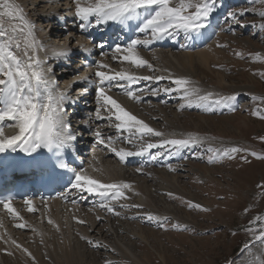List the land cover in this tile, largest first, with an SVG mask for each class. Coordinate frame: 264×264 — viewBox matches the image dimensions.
Listing matches in <instances>:
<instances>
[{"label":"rangeland","instance_id":"rangeland-1","mask_svg":"<svg viewBox=\"0 0 264 264\" xmlns=\"http://www.w3.org/2000/svg\"><path fill=\"white\" fill-rule=\"evenodd\" d=\"M217 1L220 6L214 8L211 14L219 15L221 25L217 35L212 40L210 39V42H216L219 56L213 59L215 62L211 64L210 69L200 68L198 70L197 73H200L202 81L196 87L202 93L212 92L213 98L236 95L237 99L230 106H213L212 111H206L204 107H197L195 104L185 107L178 105L179 108L176 109L174 105L181 103L183 99L168 102L171 95L167 93L161 94L164 95L162 100L152 102L150 99H145L143 102L144 109H140L142 115L149 123L152 122L158 127L157 131L165 134L173 133L176 138L193 135L203 139L201 145L183 149L182 154L180 150L179 155L183 156L175 162H167L164 166L146 163L130 165L133 168L143 169L150 178L154 176L151 169L167 170L165 168L170 166L167 172L180 175L179 185L187 191L185 194L159 191L156 198L157 206L155 205L156 209L158 208L157 213L147 208H132L131 210L116 208V211L121 213L119 215L121 218L118 216L117 219L125 224H123L120 238H113L110 235L111 237L106 238L107 243L108 245L109 243L115 244V241L132 247V251H135L143 264H249L255 256H259L260 252L264 251V246H261L258 241L253 243L254 234L246 231L251 227L257 229L255 235H259L260 222L256 221V217H264V187H262L264 186V159L250 155V152L254 151L264 156V140L261 139L264 137V118L262 115L253 114L257 110L264 114V28L261 27L264 25V17L259 15L260 12H264V0ZM178 3L179 0H170V6ZM230 14H235V18ZM32 19L35 22V19L30 16V22L34 26ZM57 22L56 19L53 25L55 31L58 30ZM67 24L62 23V27H66ZM51 28L52 26L49 30ZM69 50L64 58L63 68L67 63L70 64L67 65L69 68L75 62ZM181 51V49L175 50V52ZM138 54L141 56V53L138 52ZM155 68L153 66L150 70ZM132 69L139 71L136 67ZM218 72L226 77L223 86L217 77ZM68 81L70 82L71 79ZM160 87L161 85L157 88ZM155 88L147 94L151 95L150 93ZM86 95L89 100L97 104V98H91L92 93H86ZM182 103L186 105V102ZM79 109L75 108L74 111ZM162 109L171 111V114H165ZM84 110L87 109H82ZM82 114L83 112L80 115ZM95 114L93 113V116ZM90 118V116L86 118L87 121ZM153 118L157 120L153 121ZM113 122H115L114 118L111 121L112 126ZM167 123L170 125L167 126ZM78 130L77 135L80 134V129ZM110 134H115V132ZM159 139V137H145L146 141L152 142H158ZM134 142L136 146L139 145L138 140ZM95 145L98 144L95 142ZM96 147L93 146L91 149L94 150ZM225 147H240L248 149V152H240L234 154L233 158L223 157L209 163V157L213 153L207 149ZM168 151L169 147L159 149V152L164 153L159 160H170L178 155H172ZM108 162L112 165L118 164L117 159L109 156ZM148 183L154 187L158 185L153 181ZM168 193L173 195L169 196ZM166 202L178 206L179 212L176 215L163 212ZM188 202L199 204L203 209L208 210L190 208ZM129 203L134 205L133 200ZM148 212L160 217H168L165 225L167 230L143 218ZM174 224H179L180 229L171 227ZM142 227L144 231L141 233H144L147 239L139 234L140 230H143ZM27 234H29L28 242L35 246L37 243L34 232H27ZM245 243L250 244L252 255L248 250L242 251ZM37 246H41L40 249L47 255V261L50 264H56L51 260L43 242L40 241ZM89 248L99 252L96 260L88 261L92 264H95L94 262L97 264H106V262L139 264L126 257L115 246L109 248L112 250L106 251L86 243L82 250ZM2 258L0 257V264H8ZM9 264H14V262L11 261ZM32 264H39V262L33 259Z\"/></svg>","mask_w":264,"mask_h":264},{"label":"bare ground","instance_id":"bare-ground-1","mask_svg":"<svg viewBox=\"0 0 264 264\" xmlns=\"http://www.w3.org/2000/svg\"><path fill=\"white\" fill-rule=\"evenodd\" d=\"M3 2L5 1H0V3ZM7 2L19 6L24 17L29 22L30 16L35 19V22L32 19L34 23V35L37 42L40 44L42 43L43 45L38 55L40 59L46 61V67L51 69L50 76L55 82L57 91H64L70 101L66 104V119L71 123V130L76 136L74 141L77 143V147L81 151L79 158L84 160V169H81V171L86 175L99 179L103 183H128L132 186L130 190L123 189L126 198H122L119 201H113V207L115 209L118 207L120 210L122 208L120 205L123 204L128 205V207H123L124 209L131 210L133 207H131L129 202L133 200L134 204L143 205L142 208H147L152 212L157 213L158 208L156 209V198L159 191H172L185 194L187 191L179 185V178L181 176L167 172V170L171 168L170 166L165 168L167 170L151 169V173L154 175L151 178L147 177L146 172L143 169L137 171V168L130 167V165L135 163L134 161H139V158H145L148 163L158 166H164L167 162H175L176 160L174 158H171L170 160L157 159L152 161L148 156H132L127 157L125 161H121L109 147L101 145L96 138V132H100L105 138L111 136L113 138L112 146L117 150L120 148H124L128 151L138 150V146H136L135 142L132 144L127 143L126 137L129 136V133H118L116 131L114 127L115 122H113L112 126V123L107 119H99L96 114L93 116V113H96L97 108H100V105L98 102L97 104H94L88 99L87 95V97L85 96V94L92 93L93 97L91 96V98H97V95L94 96L96 94V89L99 86V78L95 76L97 70H102L109 74L126 71L137 76H164L166 78L159 82L154 80L139 81L132 86V90L140 96V102L129 99L127 95L124 94L123 90H117L115 87H112V82H105L104 85L108 95L117 99L138 119L143 120L151 128L157 130L158 127L152 122L149 123L142 115L140 109H144L143 102H145V99H150L152 102H155V100L158 101L162 98L160 96L164 97V95H161L165 93L163 91L164 88L169 86L175 87L174 85H171V81L167 79L169 76L173 78H187L194 86H198V83L202 81L200 73H197L198 70L200 68L210 69L211 64L215 62L213 59L218 58L219 56L216 42H210L209 39L214 25H212L211 19H217L216 13L214 15L210 14L206 21L205 28L199 33H191L188 38H186L185 33L179 32L171 37L166 36L160 41L153 40L148 46L139 45L136 51L141 53V57L156 68L150 70L148 67H136L139 71H135L132 69L135 67L132 66L130 62L122 60L123 55L126 54L123 49L126 47L121 48V52L119 53H116L115 50L108 52L102 51L94 43L90 42L88 39L89 37L86 38L84 36V33L79 28L77 22L78 18L75 17L74 0H7ZM87 2H93V0H87ZM218 6L220 5L218 1L215 0V8ZM3 19L6 28H8L10 24L19 23V21L10 20L8 17H3ZM56 19L58 21L56 25L58 27V30H56L57 32L53 26ZM64 22L68 23L66 27H62V23ZM50 26H52V28L49 30ZM150 35L151 34H148V36L144 37L141 35L139 39H149ZM178 35L184 36V41H179L180 44L185 46L187 43L186 47L180 48L182 50L181 52H175V50H179L175 46L165 48L159 45L162 42L177 45ZM75 41L76 43H74ZM68 49H70L69 52H72L71 58L75 59V62L72 60L74 63L72 62L73 64H71V67L68 68L67 65L70 64L67 63L63 68L64 58L67 56ZM114 56L116 57L115 59L113 58ZM90 60L93 61L91 62ZM100 63L108 65V68L99 69L98 65ZM146 68L147 70H145ZM208 71L213 72L212 70ZM190 76L198 77L192 78ZM217 77H219V80H221L220 84L223 86L226 77L220 72L217 73ZM68 79H71V81L69 82ZM121 83H124L125 85L127 84V82ZM159 85H161L159 88V94L152 95V92L150 93L151 95L147 94L151 89H154L155 87L157 88ZM79 95L81 96L79 97ZM167 95H171L168 102H177V100L181 98V94L176 92L171 94L167 93ZM182 102L186 101L183 100ZM182 102L174 105V107L178 109L183 104ZM75 108H80V112H78L79 110L74 111ZM82 109L87 110L82 111ZM163 111L165 114H171V111L169 110L164 109ZM82 112L83 114L80 115ZM100 114L102 117L108 115L103 108H100ZM89 116L91 118L87 121ZM113 118L114 117H112V120ZM154 120H157V118H153V121ZM15 124V121H9L7 119L0 121V132L3 134L0 138L17 135L18 128ZM168 124L169 123H167V126ZM78 129H80L79 133L81 135H77V131H79ZM112 132H115V134L111 135L110 133ZM82 135L83 137H81ZM166 136L168 138H176L173 133L167 134ZM95 142L98 145H95ZM140 142L141 141H139V143ZM158 142L156 141L153 143ZM93 146L97 147L93 150V148L91 149ZM166 148H168V146L163 149ZM157 151H159V149L151 150L153 154ZM108 156L117 159L118 164L112 165L109 163ZM149 181H153L156 184L158 183L157 187L150 185L148 183ZM81 183L83 184V182ZM166 187L169 188L166 189ZM31 201L32 207L35 209L33 212L28 211L29 205L26 202L10 203L15 212L18 213V216L13 215V213L9 212L4 206L0 207V257H3L2 259L7 261L5 263L9 264L13 261L14 264H21L24 262L32 264L34 258L39 264H50L47 261V255L40 249L41 246H37L41 241L43 242V245H45L50 258H52L51 260L55 261L56 264H92V262L89 263L88 261L91 259L96 260L99 252L92 251L90 248L88 250H84L85 248L82 250V247L88 243V240H91L102 245L98 249L108 251L112 250L109 248L115 246V248L117 247V249H119L126 257L139 264H143L140 257L135 254V251H132V247L125 244L121 245V243H116L115 241V244L109 243L108 245L106 238L112 236L113 238L118 237L119 239L125 222L117 219V215L108 213L105 209H102L99 206L101 200L98 195L77 189L72 192L68 199L59 198L42 202L33 199ZM73 201H75V203H73ZM179 210L180 208L178 206L166 202L162 211L167 214L171 213L176 215ZM97 216L101 217V219L97 220ZM74 217L76 219H74ZM49 219L54 221L55 225L59 226L58 230L53 224L48 223ZM77 219L84 220L86 223L80 224L77 222ZM18 224H23L25 227H16ZM126 225H128V223ZM141 229H143V227ZM143 231L144 229L142 231L140 230L139 234L147 239L144 233H141ZM27 232H34V238H36L35 240L37 243L35 246L28 242L29 234H27ZM81 237H85L86 239H82ZM13 241H15V243H13ZM17 244L21 247L17 248ZM22 249H27L32 255L28 256ZM94 263L97 264V262Z\"/></svg>","mask_w":264,"mask_h":264},{"label":"snow or ice","instance_id":"snow-or-ice-1","mask_svg":"<svg viewBox=\"0 0 264 264\" xmlns=\"http://www.w3.org/2000/svg\"><path fill=\"white\" fill-rule=\"evenodd\" d=\"M75 17L81 21L79 27L83 30L94 18L95 24L99 25L109 21L119 24H126L133 19H141L138 10H144L142 17V26L139 31L144 33L150 31L149 39H134L123 49L126 53L122 60L130 62L137 68L148 67L152 69V65L143 59L136 51L137 46H148L153 40H161L166 36L171 37L180 31L185 33L186 38L191 33H199L206 27V21L215 8V0H179V3L170 6V0H74ZM194 9V11H190ZM0 121L5 119L15 121L18 128V134L11 137L4 136L0 138V152L8 148H13L17 142H21L24 151H35L38 148H46L49 151H59L71 146L76 136L72 132L71 123L66 119V104L69 101L64 91H57L55 82L51 79V69L46 67V61L40 59L38 53L43 47L38 43L34 35V26L24 17L19 6L5 2L0 3ZM235 18V14H230ZM243 15V13H241ZM259 15L264 17V12ZM3 17L10 20L19 21V23L10 24L6 28ZM264 28V25H261ZM103 47V45H100ZM116 53L121 52L119 46L115 49ZM116 58L115 56L113 57ZM99 69L108 68V65L100 63ZM154 70V69H153ZM95 76L99 78V86L96 89L97 102L100 108L108 113L106 117L100 114V108L96 111L99 119H107L112 121L115 118L114 127L118 133H129L126 137L127 143L132 144L134 141H141L138 150L128 151L124 148L117 150L113 147V138L111 136L103 137L100 132H96V138L101 145L109 147L121 161H125L127 157L132 156H148L155 161L164 155L163 152L157 151L155 154L151 152L153 149H163L169 147L172 155L179 154L180 150L190 147H196L203 143V139L198 136L189 135L186 138H168L165 133L151 128L143 120L138 119L129 110H127L117 99L108 95L105 90V82H112L111 86L117 90H123L124 94L133 101L140 102V96L132 90V86L139 81H161L164 76H137L126 71L115 72L109 74L102 70H97ZM171 81V85L163 89L165 93H180L181 98L186 101V105L181 107L192 106L204 107L206 111L214 110L213 106H230L237 99L236 95L217 96L214 97L212 92L202 93L201 90L194 86L192 82L184 77H167ZM121 82H127L125 85ZM160 89L152 91V95H157ZM254 115H262L259 110ZM0 136H3L0 132ZM145 137H159L158 143L146 141ZM264 140V137H261ZM207 151L213 153L209 157V163L215 162L216 159L223 157L233 158L234 154L240 152H248V149L240 147H225L222 149L209 148ZM250 155L256 156L258 159H264V156L258 155L256 152H250ZM64 165H61L63 167ZM137 171H140L137 169ZM83 182V184L81 183ZM74 188H79L88 193H94L100 197V207L108 213L121 215L113 207V201H119L125 197L123 189H131L128 183H103L99 179L86 175L83 171L75 173ZM264 187V186H262ZM172 196V193H168ZM66 198V196H65ZM11 198H9L10 200ZM3 206L13 215L18 213L11 207L10 202L0 201ZM28 211L33 212L32 201L28 200ZM75 203V201H73ZM190 208H197L203 211L201 205L188 202ZM120 207H128V205H120ZM133 208H142L143 205H131ZM150 222H155L159 227L167 228L168 217H160L153 213H145L144 217ZM74 219H76L74 217ZM97 220L101 217L97 216ZM256 221L260 222L259 235H255L257 229L249 227L248 232L254 234V241L264 246V217H256ZM80 224L86 221L77 219ZM49 224H53L57 230L58 225L54 221L48 220ZM16 227L23 228L25 225L18 224ZM171 227L180 229L179 224L171 225ZM86 239L85 237H81ZM15 243V241H13ZM94 247H100L98 242L88 241ZM20 248V245H16ZM28 256L32 254L27 249H22ZM248 250L252 255L249 243L243 245L242 251ZM34 259V258H33ZM111 264V262H106ZM249 264H264V251L259 256H255Z\"/></svg>","mask_w":264,"mask_h":264}]
</instances>
